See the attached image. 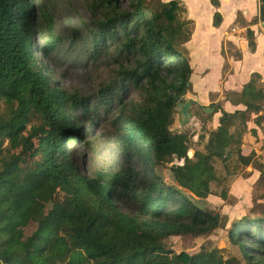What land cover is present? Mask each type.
<instances>
[{
  "label": "trees",
  "instance_id": "1",
  "mask_svg": "<svg viewBox=\"0 0 264 264\" xmlns=\"http://www.w3.org/2000/svg\"><path fill=\"white\" fill-rule=\"evenodd\" d=\"M85 4L90 19L61 37L37 0H0V264H243L205 246L178 254L166 241L226 228L224 216L194 199H207L212 184H220L217 161L226 165L237 156L249 165L242 146L247 133L257 132L248 122L254 116L264 129L261 76L253 75L240 93H226L244 111L197 106L203 124L221 117L200 137L204 151L190 157L193 137L175 126L178 100L191 91L190 59L179 48L192 37L185 8L178 0ZM260 4L252 24L264 22ZM220 24L216 13L214 26ZM39 35L52 43L33 45ZM246 37L255 51L254 32ZM65 46L69 60L85 69L107 68L95 92L60 88L34 56L38 51L44 60ZM102 124L115 160L90 175L74 148ZM159 167L169 169L170 183ZM259 170L254 188H264ZM228 238L246 264H264V211L235 222Z\"/></svg>",
  "mask_w": 264,
  "mask_h": 264
},
{
  "label": "rangeland",
  "instance_id": "2",
  "mask_svg": "<svg viewBox=\"0 0 264 264\" xmlns=\"http://www.w3.org/2000/svg\"><path fill=\"white\" fill-rule=\"evenodd\" d=\"M152 2V0H149ZM39 5L45 7L52 16L54 26V34L56 36H69L72 31L81 27V23L90 19V12L85 4V0H37ZM126 2L122 6H126ZM51 44L50 37L39 35L36 37L33 45ZM68 49L65 46L54 53L49 58L41 59L40 53L36 51L34 56L39 61H44L48 68V74L51 75L52 80L59 85L60 88L68 91H78L82 95L90 92H95L96 86L108 76V70L105 67L99 68L96 72L92 69H85L81 63H75L69 60ZM79 50V49H77ZM197 119L186 120V124L179 130L190 134L193 137L191 142L190 157L194 156L195 151H204L203 141L200 139L202 135H207L208 130L211 129V122L203 124L198 116L200 108L195 109ZM176 124L178 126L180 121L184 118L179 110L175 114ZM200 120V121H199ZM190 123V124H189ZM206 125V126H205ZM173 126V127H175ZM179 127V126H178ZM108 127L102 124L96 128L82 145L74 148V151L82 157L83 168L90 175L99 167L110 164L115 160V154L107 141ZM90 143L87 145L86 142ZM13 142L18 146L23 144L22 140L17 137L13 138ZM253 142V141H252ZM250 148H254L249 156L251 167L247 169V165L241 163L237 156H232L230 161L225 165L222 162H216L215 167L217 173L221 177L220 184H212L213 194L205 200H195L203 209L215 211L226 218V228L218 229L199 239H183L180 237H172L166 241L168 249L180 254L182 252L190 255L197 254L202 247L208 249H218L224 252L225 256H236L243 264V260L239 248L233 246L228 238V231L232 225L246 216H254L257 213L264 211V188H254L251 179H248L250 172L259 170L264 171V138L253 142ZM179 162L176 161L175 164ZM248 165V166H249ZM160 176L167 182H171L170 171L167 167H159ZM258 174V173H257ZM264 180V179H263ZM222 192L227 193V199H222ZM35 229L31 225L27 229V235H30Z\"/></svg>",
  "mask_w": 264,
  "mask_h": 264
},
{
  "label": "crops",
  "instance_id": "3",
  "mask_svg": "<svg viewBox=\"0 0 264 264\" xmlns=\"http://www.w3.org/2000/svg\"><path fill=\"white\" fill-rule=\"evenodd\" d=\"M152 1L167 3L175 0ZM178 1L186 10L184 17L193 22L191 39L179 46L189 57L192 68L191 91L183 102H195L188 109L190 113L182 116L184 119L179 122V128L188 125L187 118L197 119L195 109L198 107L220 103L228 113L244 111L246 108L243 105H234L227 101L226 93L242 92L255 74L261 76L264 84V22L252 24L255 19L259 20L260 0ZM216 13L221 16L219 27L214 26ZM249 29L255 35V51H251L246 37ZM178 110L181 111V107L178 106ZM220 117L221 113L214 115L211 130L219 126ZM248 128L249 131L255 130L257 135H252L251 132L246 134L242 146L244 157H249L253 152L254 148L250 147L254 140L256 142L261 137L264 138V129L255 124L254 116L248 122ZM247 167L249 169L251 165ZM248 176L252 185H255L261 177V171L253 169Z\"/></svg>",
  "mask_w": 264,
  "mask_h": 264
},
{
  "label": "water",
  "instance_id": "4",
  "mask_svg": "<svg viewBox=\"0 0 264 264\" xmlns=\"http://www.w3.org/2000/svg\"><path fill=\"white\" fill-rule=\"evenodd\" d=\"M184 101V99L182 100V99H179L178 100V105H179V107H181V111H182V114L184 115V116H187L188 115V109H189V107L193 104V103H195V102H193V101H189V102H183Z\"/></svg>",
  "mask_w": 264,
  "mask_h": 264
}]
</instances>
